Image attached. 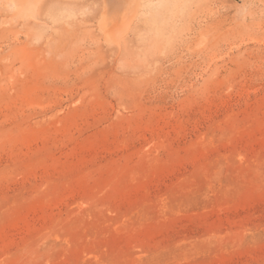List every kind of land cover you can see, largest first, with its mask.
I'll use <instances>...</instances> for the list:
<instances>
[{
    "label": "rangeland",
    "instance_id": "374dc122",
    "mask_svg": "<svg viewBox=\"0 0 264 264\" xmlns=\"http://www.w3.org/2000/svg\"><path fill=\"white\" fill-rule=\"evenodd\" d=\"M6 3L0 264H264V0Z\"/></svg>",
    "mask_w": 264,
    "mask_h": 264
},
{
    "label": "bare ground",
    "instance_id": "6f19581e",
    "mask_svg": "<svg viewBox=\"0 0 264 264\" xmlns=\"http://www.w3.org/2000/svg\"><path fill=\"white\" fill-rule=\"evenodd\" d=\"M6 1L7 2L9 1V3H10V5L8 3H6L8 5V8H10L9 6H11L12 9H10V10L14 9V11L16 13L17 11H22V12L26 11L27 12L29 10H33L36 7V4H38L39 0H6ZM121 1H123V0H102L103 10H102V14H101L100 27L103 29V31H106V29L107 30L109 29L108 27H110L109 26L110 25L109 24L110 19L113 22V25L116 24L115 28H114V32L117 30L116 32L118 33V31L120 32V30L122 31V29H127L128 26H130V24L132 22H135V20L138 17H140L141 13L145 9H149V7H151V5L147 3V1H149V0H126V2L124 3L125 5L119 4V3H121ZM115 4L122 5L123 7L121 6V9L119 8L120 9L119 12L122 10L120 13H116L117 15L112 16V13L110 15L111 8ZM117 7H119V6H117ZM117 7H115V8H117ZM117 12H118V10H117ZM30 13L28 12L27 14H30ZM22 15H24V14H22ZM146 18L149 19V17H146ZM113 25H112V27H114ZM156 30H157V34L161 33L160 25H157ZM117 33H115V34L117 35Z\"/></svg>",
    "mask_w": 264,
    "mask_h": 264
}]
</instances>
